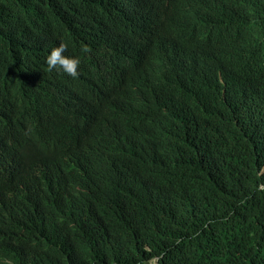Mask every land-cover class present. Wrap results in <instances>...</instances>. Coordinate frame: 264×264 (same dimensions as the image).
I'll list each match as a JSON object with an SVG mask.
<instances>
[{
  "label": "trees",
  "instance_id": "1",
  "mask_svg": "<svg viewBox=\"0 0 264 264\" xmlns=\"http://www.w3.org/2000/svg\"><path fill=\"white\" fill-rule=\"evenodd\" d=\"M67 1L0 0V61L15 56L14 34H26L12 31L13 23L36 20L51 5ZM257 4L264 11V0ZM104 6L112 9L106 12ZM93 10L109 19L101 24L104 28L110 24L106 67L132 73L135 42L152 23L125 16L115 0H98ZM262 19L264 25V13ZM43 38L40 31L34 44ZM174 46L182 62L162 63V68L180 88L163 98L154 89L155 80L131 84L124 115L112 119L117 124L123 118H140L151 134L138 137V142L152 166L156 198L132 202L121 196L111 209L92 212L93 217L103 216L91 231L70 228L53 213L68 197L74 199L75 189L55 200L33 198L32 205L47 214L38 232V253L27 260L4 253L0 264H149L156 257L158 264H264V30L258 40L243 46L246 52H256L255 57L230 71H204L191 46ZM4 103L0 95V109L5 112ZM26 110L38 115L40 124L47 123L33 106ZM54 115L64 121V148L75 162H82L84 153L76 136L86 133V126L72 127L69 119L78 114L71 116L66 109H57ZM57 124L53 122L59 128ZM96 149L100 156L91 175L104 181L116 151L104 141ZM26 169L20 152L0 155V173L7 179L25 182ZM1 189L7 197L0 204H5L8 185ZM5 213L6 208L0 215ZM16 218L4 221L9 229ZM8 246L13 248L9 242Z\"/></svg>",
  "mask_w": 264,
  "mask_h": 264
},
{
  "label": "clouds",
  "instance_id": "2",
  "mask_svg": "<svg viewBox=\"0 0 264 264\" xmlns=\"http://www.w3.org/2000/svg\"><path fill=\"white\" fill-rule=\"evenodd\" d=\"M97 1L53 4L36 20L21 18L12 25V31H30L16 33L12 39L15 56L8 62L0 61V95L6 107L5 112L0 109V155L7 150L20 152L27 169L23 183L0 173V189L8 185L7 203L0 204V213L6 208L5 218L0 215V234L11 236L0 238V244H5L0 245V256L7 253L27 260L38 253V232L47 214L32 205L33 198L55 200L75 189L74 199L68 197L53 213L68 227L85 231L93 230L103 216H91L94 210L111 209L121 196L132 202L156 198L152 166L138 142V137L151 134L140 118H134L136 124L126 118L117 124L112 120L124 115L122 110L131 100L130 85L147 78L155 80L154 89L163 98L180 88L162 68V63L182 62L174 44L191 46L204 71L234 70L255 57L256 52H246L243 46L258 40L264 30V11L258 0H115L125 16L152 23L140 35L142 40L135 42L131 58L135 70L119 74L106 67L104 51L110 24L101 26L109 19L95 14ZM40 31L45 38L35 45ZM61 71L67 77L66 85L57 94L52 80H60ZM120 80L124 84L115 87ZM99 98L101 103L92 109ZM28 106L36 108L47 123L40 124L38 115L26 110ZM57 109H66L71 116L81 112L79 123L78 116L69 123L87 128L86 133L76 136L84 153L82 162H75L63 146L64 121L55 117ZM102 141L112 144L116 151L104 181L91 175L100 156L96 144ZM15 217V226L1 232L8 224L5 219ZM158 260L156 257L149 264H158Z\"/></svg>",
  "mask_w": 264,
  "mask_h": 264
},
{
  "label": "bare ground",
  "instance_id": "3",
  "mask_svg": "<svg viewBox=\"0 0 264 264\" xmlns=\"http://www.w3.org/2000/svg\"><path fill=\"white\" fill-rule=\"evenodd\" d=\"M14 36H16V34H14ZM123 62V61H122ZM124 63H125V60H124ZM123 63V64H124ZM125 68H127V66H124L123 67V69L125 70ZM121 72H119V74H120ZM61 76H62V78L60 79V80H58L57 82H55V80L53 79L52 81H53V84H54V89H55V91H56V93L58 94V93H60L61 91H62V88L66 85L65 84V79L67 78L66 77V75L61 71ZM124 84V82L123 81H118V82H116L115 84H114V86L115 87H119V86H122ZM92 109H95L94 107H92ZM96 115H98V114H95L93 117H95ZM79 116H80V114L78 115V123H79ZM83 124V123H82ZM78 124H76V125H74L73 127H76ZM100 210H102V209H100ZM106 210V209H105ZM6 214V213H5ZM5 214H3V216L2 217H4V215ZM5 221H8V219L7 220H5ZM2 223V219L0 220V224ZM3 229H9V227H8V225H4L3 226ZM1 237H4L3 236V234H0V238ZM5 238V237H4Z\"/></svg>",
  "mask_w": 264,
  "mask_h": 264
},
{
  "label": "rangeland",
  "instance_id": "4",
  "mask_svg": "<svg viewBox=\"0 0 264 264\" xmlns=\"http://www.w3.org/2000/svg\"><path fill=\"white\" fill-rule=\"evenodd\" d=\"M262 256L264 257V250L262 252ZM152 264H156V261H153Z\"/></svg>",
  "mask_w": 264,
  "mask_h": 264
}]
</instances>
